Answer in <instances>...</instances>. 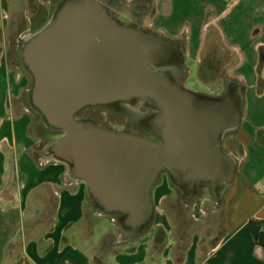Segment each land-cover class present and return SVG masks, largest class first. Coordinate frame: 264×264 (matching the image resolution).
<instances>
[{"label": "water", "instance_id": "95a60500", "mask_svg": "<svg viewBox=\"0 0 264 264\" xmlns=\"http://www.w3.org/2000/svg\"><path fill=\"white\" fill-rule=\"evenodd\" d=\"M18 57L32 77V106L62 131L51 158L83 181L99 212L116 216L126 233L151 223V192L163 172L185 192L233 182L235 159L222 140L239 125L240 96L231 85L212 96L173 83L164 69L184 62L173 41L120 22L101 0H60ZM137 101L154 110L145 122L154 138L76 117L90 105Z\"/></svg>", "mask_w": 264, "mask_h": 264}, {"label": "crops", "instance_id": "0c3cea01", "mask_svg": "<svg viewBox=\"0 0 264 264\" xmlns=\"http://www.w3.org/2000/svg\"><path fill=\"white\" fill-rule=\"evenodd\" d=\"M13 1L0 0V264H264V246L256 241L264 221V0H112L135 2L147 27L175 44L183 38L177 45L189 72L200 67L210 32L233 57L226 76L241 85V115L222 145L235 159V176L224 194L223 233L202 254L197 237L182 253L171 251V241L153 249L138 237L116 250L120 235L113 250L105 248L119 225L96 216L90 226L85 183L48 151L33 153L41 122L26 103L27 77L11 62L5 36L9 11L19 6ZM165 188L155 186L160 193ZM99 218L111 228L96 235Z\"/></svg>", "mask_w": 264, "mask_h": 264}, {"label": "rangeland", "instance_id": "374dc122", "mask_svg": "<svg viewBox=\"0 0 264 264\" xmlns=\"http://www.w3.org/2000/svg\"><path fill=\"white\" fill-rule=\"evenodd\" d=\"M59 1L18 0V8L16 3H14L5 21L8 56L14 66H20V69L25 72L27 77L26 103L32 109L33 119L41 122V128L35 129V134L39 136V142L34 146L33 153L35 154H43L45 151L49 152L50 146L61 137L62 131L48 125L40 112L30 102L29 91L32 77L19 60V50L24 40L18 35H23V38L26 39L40 29L42 23L45 25L51 17V15H48L49 8L56 6ZM133 3L130 1L119 4V6L108 3L107 9L111 15L122 23L157 34L150 27H147V16L140 14L141 11H138L136 6L134 8ZM178 43L181 45L183 38L177 41ZM232 60L231 52L222 47L216 33L210 32L200 67L197 70L192 66L189 72V69L187 70L186 68L187 66L181 64L167 66L164 71L173 83H177L196 93L217 96L225 93L228 87L233 84L237 94H240L242 91L240 83L228 81L229 79L226 76V69L232 63ZM151 110V107L141 101L123 103L117 106L90 105L81 109L76 117L116 131L138 132L151 136V131L145 126V122L153 114ZM159 183H164L166 187L162 193L159 190H155V186ZM225 190L226 188L217 190L214 185L199 183L195 186L193 192H185L177 187L168 175L163 172L151 192L154 215L148 227L140 233L129 234L117 226L118 228L114 229V234H112L114 236L109 235V237L115 240L120 235L119 237L122 238L121 242L117 243L119 245H117L116 250L129 249L130 245L126 241L135 240L138 237L149 239L153 249H157L159 241L165 240L166 245L171 241V251L179 250L180 253L188 246L191 239L197 237L199 253L202 254L205 249L215 244L223 233L222 210ZM86 211L91 217L90 226L93 221L92 218L96 216L107 217L114 224L117 223L119 225L116 216L100 213L98 207L90 198H88L86 203ZM106 228H111L108 219L99 218L96 225H94V232H97L95 233L97 235ZM113 239L104 244L105 248L113 250L111 247Z\"/></svg>", "mask_w": 264, "mask_h": 264}, {"label": "trees", "instance_id": "16d2710c", "mask_svg": "<svg viewBox=\"0 0 264 264\" xmlns=\"http://www.w3.org/2000/svg\"><path fill=\"white\" fill-rule=\"evenodd\" d=\"M264 62V50L261 49L260 51V63ZM259 224L261 226V229L259 230L257 236H256V241L257 243L261 244L264 246V221H259ZM113 239L112 237H106L104 242L105 244L108 243L109 240Z\"/></svg>", "mask_w": 264, "mask_h": 264}, {"label": "flooded vegetation", "instance_id": "af4514ba", "mask_svg": "<svg viewBox=\"0 0 264 264\" xmlns=\"http://www.w3.org/2000/svg\"><path fill=\"white\" fill-rule=\"evenodd\" d=\"M110 1H112V0H101V3L105 6V8L107 9V5H108V3H111V4H113V1L112 2H110ZM44 8V7H43ZM45 8H47V7H45ZM108 10V9H107ZM42 26H44V23H42V25L40 26V27H42ZM39 27V26H38ZM37 27V28H38ZM151 112H153L154 113V110L152 109L151 110ZM149 131V130H148ZM150 132V131H149ZM151 136L154 138V135H153V133L151 132Z\"/></svg>", "mask_w": 264, "mask_h": 264}, {"label": "bare ground", "instance_id": "6f19581e", "mask_svg": "<svg viewBox=\"0 0 264 264\" xmlns=\"http://www.w3.org/2000/svg\"><path fill=\"white\" fill-rule=\"evenodd\" d=\"M50 157H51V154L49 153ZM122 239V238H121Z\"/></svg>", "mask_w": 264, "mask_h": 264}]
</instances>
